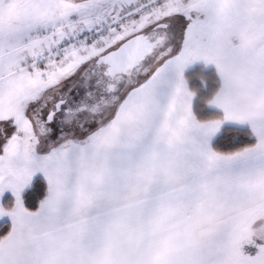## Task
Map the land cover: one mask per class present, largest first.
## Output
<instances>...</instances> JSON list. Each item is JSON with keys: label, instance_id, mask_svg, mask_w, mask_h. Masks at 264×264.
<instances>
[{"label": "snow or ice", "instance_id": "6c2138e0", "mask_svg": "<svg viewBox=\"0 0 264 264\" xmlns=\"http://www.w3.org/2000/svg\"><path fill=\"white\" fill-rule=\"evenodd\" d=\"M0 264H264V0H0Z\"/></svg>", "mask_w": 264, "mask_h": 264}, {"label": "rangeland", "instance_id": "374dc122", "mask_svg": "<svg viewBox=\"0 0 264 264\" xmlns=\"http://www.w3.org/2000/svg\"><path fill=\"white\" fill-rule=\"evenodd\" d=\"M200 71H201V66L197 65L187 73V75L192 78L191 83L193 86L197 85V81L195 77L197 74L200 73Z\"/></svg>", "mask_w": 264, "mask_h": 264}]
</instances>
